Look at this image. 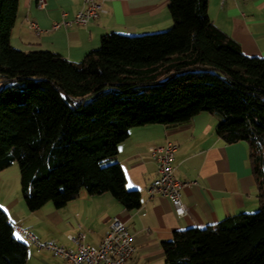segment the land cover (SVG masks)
<instances>
[{"label": "trees", "instance_id": "1", "mask_svg": "<svg viewBox=\"0 0 264 264\" xmlns=\"http://www.w3.org/2000/svg\"><path fill=\"white\" fill-rule=\"evenodd\" d=\"M19 2L0 0V172L19 163L28 210L62 209L83 190L139 209L141 192L113 161L131 130L217 114L221 138L249 144L260 210L176 232L165 262L264 264V57L246 56L214 24L209 0H170V30L105 35L78 63L26 52L11 43ZM29 254L0 206V264H27Z\"/></svg>", "mask_w": 264, "mask_h": 264}, {"label": "crops", "instance_id": "2", "mask_svg": "<svg viewBox=\"0 0 264 264\" xmlns=\"http://www.w3.org/2000/svg\"><path fill=\"white\" fill-rule=\"evenodd\" d=\"M20 0L11 43L16 49L50 51L72 62H81L101 47L102 37L111 33L130 36L170 30L174 21L170 0H105L106 13L87 26L55 23L73 21L84 0ZM208 12L214 24L241 45L249 57H264V0H209ZM38 25L40 32L31 28ZM219 116L201 113L179 126L161 124L133 128L119 146L113 160L124 168L129 190L142 194V206L125 208L111 194L91 196L86 190L57 209L53 203L38 211L28 210L22 197L10 194L9 179L0 172V206L14 224L18 238L29 245L27 264H69L63 255L42 249L26 239L29 230L45 244L78 251L79 240L98 248L114 217L124 221L132 236L135 253L126 264H166L163 242L178 231L217 225L228 217L260 210L259 192L245 141L227 143L217 133ZM173 142L176 179L186 183L182 200L188 214H176L172 201L149 189L158 178V164L150 150ZM21 176V175H20ZM22 191V190H21ZM23 196V195H22Z\"/></svg>", "mask_w": 264, "mask_h": 264}, {"label": "built area", "instance_id": "3", "mask_svg": "<svg viewBox=\"0 0 264 264\" xmlns=\"http://www.w3.org/2000/svg\"><path fill=\"white\" fill-rule=\"evenodd\" d=\"M225 1V0H223ZM45 0H38V6L45 8ZM105 0H84L83 8L76 14L73 21L55 23L54 28L59 29L62 25L71 27L73 25L87 26L97 20L102 13H106ZM31 28L40 32L38 25L31 24ZM179 146L168 142L164 146L155 147L150 150L151 156L158 164V178L151 184L150 193L169 198L178 216L184 217L188 214V208L182 200V191L186 186L176 179L175 156ZM20 232L29 241L35 243L42 249L49 250L54 254L63 255L69 264H126L135 253L133 236L127 226L119 217H114L109 225V231L98 248L83 244V236L76 241L79 244L78 251L72 253L62 247L41 243L29 230L21 229Z\"/></svg>", "mask_w": 264, "mask_h": 264}, {"label": "rangeland", "instance_id": "4", "mask_svg": "<svg viewBox=\"0 0 264 264\" xmlns=\"http://www.w3.org/2000/svg\"><path fill=\"white\" fill-rule=\"evenodd\" d=\"M2 173H6L5 175L8 176L9 179V187L11 188L10 194L13 196H20L22 197V201H24V198L22 196L21 191V173H20V166L18 162H15L10 168L3 171ZM25 203V201H24Z\"/></svg>", "mask_w": 264, "mask_h": 264}]
</instances>
